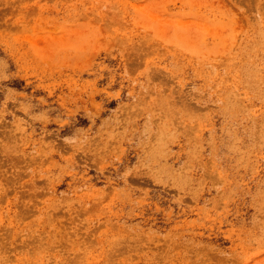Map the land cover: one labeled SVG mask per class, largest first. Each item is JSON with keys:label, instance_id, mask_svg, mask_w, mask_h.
Here are the masks:
<instances>
[{"label": "rangeland", "instance_id": "obj_1", "mask_svg": "<svg viewBox=\"0 0 264 264\" xmlns=\"http://www.w3.org/2000/svg\"><path fill=\"white\" fill-rule=\"evenodd\" d=\"M0 264H264V0H0Z\"/></svg>", "mask_w": 264, "mask_h": 264}]
</instances>
